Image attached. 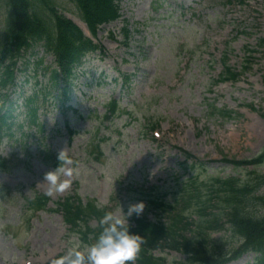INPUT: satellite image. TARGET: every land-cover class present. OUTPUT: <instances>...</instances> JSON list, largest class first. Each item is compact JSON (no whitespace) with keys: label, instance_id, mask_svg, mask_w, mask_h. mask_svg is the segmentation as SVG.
Returning a JSON list of instances; mask_svg holds the SVG:
<instances>
[{"label":"rangeland","instance_id":"374dc122","mask_svg":"<svg viewBox=\"0 0 264 264\" xmlns=\"http://www.w3.org/2000/svg\"><path fill=\"white\" fill-rule=\"evenodd\" d=\"M161 1H154L159 7L156 9L153 5L157 12L154 9V13L149 14L150 0H119L121 18L100 29L96 41L104 46L107 54L100 62H88L86 68H90L92 72H97V69L103 71L108 78L102 82L101 87H84L87 77L75 82L87 92L86 96L89 98L81 96L73 88L70 102L81 108L94 110L80 113L81 115L69 113L71 127L80 131L73 141L68 140L62 127L61 130L58 127L50 130L56 120L62 121V114L58 107L49 112V123L46 126L49 134L45 135L43 141L45 148L57 155L68 153L79 161L73 177L68 175L66 168L61 169V179L70 181V184L65 190L52 193V199L56 200L70 193L74 181H78V192L83 201L89 198L99 204H106L115 195L114 191H117L122 181L142 183L148 180L152 184L159 180L162 173L168 171L172 172V177L160 192H170L166 196L170 200L173 198L171 190L175 189L173 179L176 176L181 175L179 181L190 176H197L202 180L209 174L243 178L252 169L233 168L223 163L221 158L224 155L236 159L252 157L264 145V87L261 83L264 46H260V41L264 38V0H243L240 7H227L226 0H169L170 4L164 2L160 6ZM58 3L60 13L80 23L79 12L71 0H58ZM180 7L184 8L182 15ZM125 23L132 31L126 44H123L121 28ZM228 40H231L229 63L238 66L241 58H245L248 70L238 85L210 86V80L216 78L220 70L218 58ZM203 43L206 45L200 48L199 45ZM192 46H195L192 49L194 61L185 66L178 48L188 50ZM245 46H249L254 52L244 54L242 49ZM203 50L205 53H202ZM206 53L215 57L213 69L206 68L205 60L209 58ZM118 72L131 74V87L121 101V107L136 108L148 115L152 112L155 119H162L163 139L159 143H152L142 134L140 136L138 124H126L125 116L112 120L111 123L98 119L97 114L101 115L103 110L102 102L110 98L112 91L119 88L124 90L110 79L119 75ZM90 80L92 77L89 74L88 81ZM51 100L57 103L56 100ZM212 100L218 106L232 108L239 116L222 122L207 115L206 104ZM140 102L144 108L133 105ZM247 105H252L254 109ZM196 119H199L198 123ZM56 129L59 132L54 133ZM14 136H20L16 129ZM39 138L36 136V139ZM36 139L26 142L28 152L22 150V138L16 141L3 139L0 146V156L6 161V170H12L11 174L0 173V184L12 190V194L0 204L3 206L0 213V264H18L33 246L35 252L42 254L54 249H59L61 253L67 248L63 237L64 225L57 214H42L27 231V235H22L26 223L19 217L22 198L16 196V190L20 188L24 197L30 196L36 191V185L33 184L39 182L45 186L46 191L41 189L36 192L49 195L45 174L53 170L44 162ZM178 139L182 140L183 145L177 142ZM91 141H101L103 156L98 161L93 157L98 155V150L91 149L95 147ZM171 144L180 145L196 159L205 162L206 170L184 172L178 167V163L184 159L176 149L175 151L170 147ZM159 151L163 152L162 157L158 155ZM256 170L264 173V165ZM121 194L126 198L124 192ZM114 214L122 215L118 209ZM91 224L94 225L93 222ZM14 229L17 236L11 237L9 230ZM32 229L37 231V247L35 241L27 246L19 245L24 244L33 234ZM228 236V233L212 235L229 247L234 242ZM180 257L175 253L168 255L169 259L178 260ZM249 258L246 257L247 260Z\"/></svg>","mask_w":264,"mask_h":264},{"label":"trees","instance_id":"16d2710c","mask_svg":"<svg viewBox=\"0 0 264 264\" xmlns=\"http://www.w3.org/2000/svg\"><path fill=\"white\" fill-rule=\"evenodd\" d=\"M74 1L93 33L98 24L109 22L118 16L116 0ZM8 7L6 37L9 41L8 46L13 47V50L11 52L8 49L0 51V61L2 55H7L9 52V56L13 57L14 52L21 45L26 44L27 39L47 38L50 44L51 42L54 44L59 64L65 68L72 64L78 55L92 48L90 41L85 39L69 20L58 14L53 0H8ZM43 13L49 14L51 18L47 21ZM6 72H9L8 68ZM260 158L259 162L264 159V151ZM259 162L251 161V164ZM234 184L228 185L226 182L222 188L225 197L221 213L211 219L201 217L200 222L196 223L198 237L186 236L188 225L177 226L181 222L180 217H172L173 220L169 227L141 222L132 232L142 236L143 246L149 248L167 246L188 254L190 259L197 264H217L222 254L208 238L206 231L215 226L221 227L219 225L221 218H225L236 232L244 235L249 241L256 232L264 231L258 225L251 224L245 212L244 190H238ZM141 258L145 260L146 257L141 253Z\"/></svg>","mask_w":264,"mask_h":264},{"label":"clouds","instance_id":"9594fccd","mask_svg":"<svg viewBox=\"0 0 264 264\" xmlns=\"http://www.w3.org/2000/svg\"><path fill=\"white\" fill-rule=\"evenodd\" d=\"M62 175L59 166L45 174L49 195L69 186L70 181L62 180ZM145 206L144 201L130 203L126 212L122 209L123 216L106 212L101 220L102 231L94 243L83 250L70 245L63 255L51 259L50 264H135L143 241L139 233L130 230L129 218L141 215Z\"/></svg>","mask_w":264,"mask_h":264}]
</instances>
